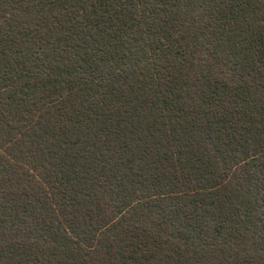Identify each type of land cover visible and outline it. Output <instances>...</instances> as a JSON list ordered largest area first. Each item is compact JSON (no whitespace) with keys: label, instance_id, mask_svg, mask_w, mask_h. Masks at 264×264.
I'll return each instance as SVG.
<instances>
[{"label":"trees","instance_id":"trees-1","mask_svg":"<svg viewBox=\"0 0 264 264\" xmlns=\"http://www.w3.org/2000/svg\"><path fill=\"white\" fill-rule=\"evenodd\" d=\"M0 264H264V0H0Z\"/></svg>","mask_w":264,"mask_h":264}]
</instances>
